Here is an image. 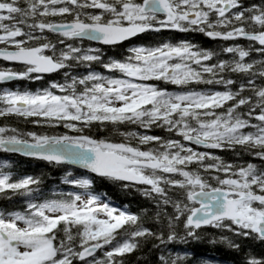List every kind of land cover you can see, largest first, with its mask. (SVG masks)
Returning <instances> with one entry per match:
<instances>
[{"label":"snow or ice","instance_id":"1","mask_svg":"<svg viewBox=\"0 0 264 264\" xmlns=\"http://www.w3.org/2000/svg\"><path fill=\"white\" fill-rule=\"evenodd\" d=\"M0 121V152L64 186L0 171V264H214L175 250L207 229L264 264V0H0Z\"/></svg>","mask_w":264,"mask_h":264},{"label":"trees","instance_id":"2","mask_svg":"<svg viewBox=\"0 0 264 264\" xmlns=\"http://www.w3.org/2000/svg\"><path fill=\"white\" fill-rule=\"evenodd\" d=\"M165 35H169L168 33H165ZM173 35L176 39L181 38H187L192 40L194 43L200 45L201 47L205 48H216L218 45V42L211 40L208 37L203 36L199 33L194 34H178L173 33ZM146 40H137L136 43H145ZM241 43H245L244 41H240ZM127 48V45L120 46L117 48H109L105 49L106 56H119L121 52H123ZM97 69L100 71H103L102 68L99 66H96ZM47 79H60L59 76L55 75L52 78ZM41 82H22L18 86L20 87H27L31 88L33 91L40 86H46V81ZM14 121L15 118H10ZM2 122V121H0ZM23 126V125H21ZM30 127V125H29ZM121 130H124L123 128ZM140 131H143L140 129ZM149 134L154 135H165L161 129H153L150 131ZM116 140H119L120 137L116 136ZM222 154V153H217ZM223 155H230V154H223ZM4 160H9L10 164L8 168L0 167V171H8L12 174L13 178H16L17 176L24 175V174H39L41 172L46 173L47 175L44 177V184L46 190H51L53 188L64 187L63 185L59 184V177L61 175L59 170L50 169L48 168L43 162L35 161V160H29L25 158H21L18 156L9 155L4 152H0V162H3ZM96 190L100 192H107L109 197L111 198V201L114 205L117 206H123L125 204L129 205L132 211H138L140 207H147V202L144 200L143 197L139 195L138 192L132 191V192H126L125 190H121L117 186H113L108 182H101L97 181L96 184ZM3 202L0 201V204ZM208 235L205 236V239L199 242L193 241L190 243V245H176L175 250L179 251L182 250L185 247H189L190 250L196 254V257L198 259H208L214 262V264H233V257L230 254L229 250L220 244L212 245L208 243V240L211 238V236L219 235L220 233L217 230L214 229H207L206 230ZM150 247V245H149ZM147 251V249H145ZM127 264H136V258L135 256H129L127 259Z\"/></svg>","mask_w":264,"mask_h":264},{"label":"flooded vegetation","instance_id":"3","mask_svg":"<svg viewBox=\"0 0 264 264\" xmlns=\"http://www.w3.org/2000/svg\"><path fill=\"white\" fill-rule=\"evenodd\" d=\"M87 44V42H85ZM98 70V69H97ZM103 70V69H102ZM104 71V70H103ZM172 85H167L168 90L171 91V89H176V86L171 87ZM203 87V86H201Z\"/></svg>","mask_w":264,"mask_h":264},{"label":"water","instance_id":"4","mask_svg":"<svg viewBox=\"0 0 264 264\" xmlns=\"http://www.w3.org/2000/svg\"><path fill=\"white\" fill-rule=\"evenodd\" d=\"M133 39H135V38H133ZM127 41H125V42H121V44H123V43H126ZM48 74H46V76H47ZM52 75V74H51ZM10 154V153H9ZM13 155H18V154H13ZM18 156H20V155H18ZM21 157H23V156H21ZM23 158H26V157H23ZM27 159H30V158H27Z\"/></svg>","mask_w":264,"mask_h":264}]
</instances>
